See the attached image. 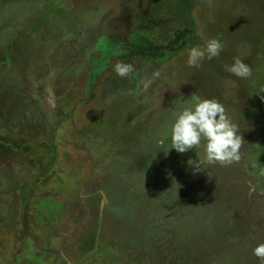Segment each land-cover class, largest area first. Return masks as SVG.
<instances>
[{
    "label": "rangeland",
    "instance_id": "obj_1",
    "mask_svg": "<svg viewBox=\"0 0 264 264\" xmlns=\"http://www.w3.org/2000/svg\"><path fill=\"white\" fill-rule=\"evenodd\" d=\"M101 33L175 49L120 61L110 45L96 77L84 58H105L88 45ZM209 38L220 54L187 66ZM234 57L250 77L225 71ZM193 93L224 105L239 161L193 173L202 144L156 145ZM257 242L264 0H0V264H262Z\"/></svg>",
    "mask_w": 264,
    "mask_h": 264
},
{
    "label": "clouds",
    "instance_id": "obj_2",
    "mask_svg": "<svg viewBox=\"0 0 264 264\" xmlns=\"http://www.w3.org/2000/svg\"><path fill=\"white\" fill-rule=\"evenodd\" d=\"M222 49L223 44L218 38H209L202 45L186 49V65L199 67L205 59L217 57ZM224 69L238 78L246 79L251 75L249 66L235 57ZM131 71L129 64L117 62L113 65V72L119 77ZM153 75L158 76L159 73ZM241 141L237 126L226 115L224 105L215 98H202L193 93L187 103H182L177 109L167 132L159 136L155 143L163 147L167 142L168 150L177 153H184L202 144L201 160L190 164L193 173H198L203 165H224L239 161ZM252 255L260 258L264 264V242L256 243Z\"/></svg>",
    "mask_w": 264,
    "mask_h": 264
},
{
    "label": "flooded vegetation",
    "instance_id": "obj_3",
    "mask_svg": "<svg viewBox=\"0 0 264 264\" xmlns=\"http://www.w3.org/2000/svg\"><path fill=\"white\" fill-rule=\"evenodd\" d=\"M102 35V36H101ZM145 35H136L133 38L129 39L128 42L126 43V45H121L120 43H112L113 41L109 38V36H104L103 33L99 34V36H97V38H94V40L92 42H87L88 45L92 43V48L93 51L97 50L96 52L101 56H104L106 58V64L105 65H110L108 60L111 57L112 59H116L115 55L111 54L112 50H110L108 47L112 44H114L115 48H112L113 50H119L121 52H123L121 54V56L119 57L120 61H123L122 59H127V55H136V53H142L145 52L147 55H159L161 57H163V54L165 53V51H173V49H175V47L173 48L172 46L174 45L173 40L169 41L168 43L165 44H161L158 47H155L152 43V41H148L147 37ZM82 42V44H84L85 39L80 40ZM86 43V42H85ZM125 46V47H123ZM126 52V53H125ZM98 58V57H97ZM95 57H89L86 56L84 58L85 61V65L84 67L87 66V73L89 72H95L96 77H98V74L100 73V71L102 70L101 68H104V65L100 64V61H95ZM117 60V59H116ZM117 62V61H116ZM6 63V61L4 60V64ZM105 63V62H104ZM103 64V63H102ZM101 65V66H100ZM81 67H83L81 65ZM95 77V78H96ZM23 228V225H22ZM24 228H30L29 226H27V224L24 225ZM28 231V230H27ZM30 232V231H28Z\"/></svg>",
    "mask_w": 264,
    "mask_h": 264
},
{
    "label": "trees",
    "instance_id": "obj_4",
    "mask_svg": "<svg viewBox=\"0 0 264 264\" xmlns=\"http://www.w3.org/2000/svg\"><path fill=\"white\" fill-rule=\"evenodd\" d=\"M175 3V2H174ZM113 45V44H112ZM112 48H115V46H113ZM126 53V52H125ZM131 55H127V57H130ZM106 60V58H104L103 60H102V62H100V64H102L104 61Z\"/></svg>",
    "mask_w": 264,
    "mask_h": 264
},
{
    "label": "water",
    "instance_id": "obj_5",
    "mask_svg": "<svg viewBox=\"0 0 264 264\" xmlns=\"http://www.w3.org/2000/svg\"><path fill=\"white\" fill-rule=\"evenodd\" d=\"M102 205V204H101Z\"/></svg>",
    "mask_w": 264,
    "mask_h": 264
}]
</instances>
